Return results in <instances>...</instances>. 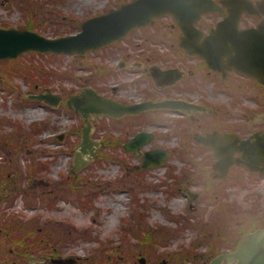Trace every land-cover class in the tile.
<instances>
[{
  "label": "rangeland",
  "instance_id": "obj_1",
  "mask_svg": "<svg viewBox=\"0 0 264 264\" xmlns=\"http://www.w3.org/2000/svg\"><path fill=\"white\" fill-rule=\"evenodd\" d=\"M122 1L126 0H0V26L31 27L54 36L76 29L84 19L117 7ZM210 21L209 17L207 22ZM153 28L137 31L129 40L147 39ZM157 39L168 47L169 37L164 41ZM129 40L125 41L131 43ZM92 59L93 55L89 57ZM67 68L76 75L92 70L85 63L67 65L63 57L37 53L0 63V180L10 183L0 192V221L19 225L17 230L23 233L30 225L36 229L34 238L52 237L55 243L49 246V256L58 248L64 255L79 258L80 264H140L141 257L147 258L145 264H175L177 259L202 264L210 251L209 244H205L206 235L218 240L215 238H220L225 230L227 233L231 227L237 229L240 220L264 218V177L248 178V172L242 170L241 181H217L225 184L223 189L231 195L232 203L218 201V205L202 186L205 182L210 186L211 179L190 178L199 168L210 173L211 154L196 150L194 141L188 140L189 134L173 120L178 118L176 115H162L164 125L145 117L133 120L131 125L125 119L96 118L93 137L101 141L100 151L87 167L74 170L84 123L81 115L66 106L54 108L26 100L36 89L35 84H45V79L50 86L39 90L63 92L64 88H71L78 92L82 84L75 76L57 74ZM117 76L126 82V86L118 85V95L135 85L141 91L155 88L145 75L138 82H131V86L122 75L115 74L107 81H121ZM4 77L12 79V84H3ZM100 78L97 77V85L101 84ZM215 86L210 83L201 87L209 92V98L213 95L212 102L225 107V113L247 118L257 111L256 119L261 118L264 88L257 86L255 91L232 95L216 89L211 93ZM140 129L157 132L159 137L152 146L167 148L173 154L163 165L139 173L134 171L139 161L133 154L107 142L113 138L126 140ZM60 134H64V140L58 138ZM188 141L191 146L187 152ZM236 168L239 174V166ZM187 190L200 192V196L194 199ZM11 194L12 207L8 209L5 199ZM20 200L29 205L26 211L19 210ZM246 226L247 223L243 228ZM0 233V257L15 259L17 246L4 240L10 238L8 232ZM145 233L148 240L143 239ZM231 235L232 230L229 239ZM221 244L227 247L225 241ZM33 250L28 264H44V246H34Z\"/></svg>",
  "mask_w": 264,
  "mask_h": 264
},
{
  "label": "water",
  "instance_id": "obj_2",
  "mask_svg": "<svg viewBox=\"0 0 264 264\" xmlns=\"http://www.w3.org/2000/svg\"><path fill=\"white\" fill-rule=\"evenodd\" d=\"M243 3L245 11H255L252 1L245 0ZM218 7L219 4L213 0H134L107 14L86 20L78 33L58 38H47L29 29L0 27V59L17 57L28 50L71 52L84 55L88 50L97 49L122 38L135 27L145 26L153 22L156 17L173 12L183 29L181 44L190 54L204 56L210 67L218 69H222L224 56L228 55L231 66L264 82V27L261 30L260 28L240 30L241 16H228L220 21L216 28H212L210 35H205L195 23L201 19L203 12ZM233 13L240 15L241 12L239 10ZM32 97L45 99L51 103L60 101L59 96L50 92L35 94ZM67 103L75 107L76 111L81 112L85 121L82 129V142L75 158L74 168L78 170L86 166L97 153L93 146L97 142L92 141L90 137L93 128L91 117L96 114H108L120 118L128 113L137 114L148 109L176 108L182 105L177 100H148L142 103L126 104L100 95L91 87L72 95ZM146 135V132L138 133L129 147L137 152L144 143ZM255 136V142L242 140L241 144H238L239 139L236 136L223 135L218 131L197 138L214 147L217 155L230 158L225 163L217 164V168L223 173L234 160H240L251 168L264 170V135L256 134ZM237 149L242 150L243 155L236 159L232 156V152ZM83 152L91 153L88 159L82 158ZM165 157L166 154L162 150L146 152L143 167L160 164ZM225 258L233 264H264V229L246 234L236 251L221 254L209 264H222Z\"/></svg>",
  "mask_w": 264,
  "mask_h": 264
},
{
  "label": "flooded vegetation",
  "instance_id": "obj_3",
  "mask_svg": "<svg viewBox=\"0 0 264 264\" xmlns=\"http://www.w3.org/2000/svg\"><path fill=\"white\" fill-rule=\"evenodd\" d=\"M221 1V0H218ZM257 1V0H254ZM211 16H216L211 14ZM217 16H221V18L225 16H229L228 8H223V11L217 14ZM243 16H264V14L260 15H247L243 14ZM166 18H171V15H167ZM261 17L258 21V23L261 21ZM163 19H159L155 22V28L156 33H158V36L161 38H165L166 35H169V33H176L177 28L175 23H171V26L169 31H165L163 26ZM257 23V22H256ZM253 23V24H256ZM257 23V24H258ZM166 29V30H168ZM171 42V40H169ZM174 47L175 45L173 42H171L170 47L167 49H158L156 47H152L149 44H146V46L143 47V53L142 57L145 58V64L143 66L144 73L147 77L151 78V73L149 71V65L151 63H157L159 64V68L163 71L160 78L161 81L167 80L168 70L169 69H175L180 68L183 71L187 69V73L179 79L176 83L173 85H167L164 87H161L158 89L156 98L162 99V98H173V99H180L187 102H197L198 104H202L207 106V109H204L202 111H193L191 109L190 112L187 111H165L160 110V114H167L171 113L173 115H177L180 118H174L179 125V127L183 129H200L202 133H206L208 131L214 130V129H220L223 132H235L239 134L241 137L246 138L250 136L253 132L261 131L264 132V113L261 115V118L256 119L257 111L252 113V116H247V118L243 119L241 118L242 115H235V114H228L224 112L223 105L217 103V102H211L213 99V95L211 94V98L209 99V96L205 93L207 90L202 89L201 86L213 83L217 86L216 90L220 91L222 89H227L228 91L232 92V95L240 94L241 91L249 92L253 91L254 88L252 87V84H257L256 81H252V78H249L247 75L239 73V71H236L234 69H231L227 71V75L224 76L223 72L212 70L210 69L203 60L197 63V66H187L183 67L178 65L173 58H176L174 55ZM151 61L150 63L147 61ZM197 77V78H195ZM211 93L214 91V88L212 87ZM195 92H197V95H195ZM201 95H203L201 97ZM234 115V116H233ZM229 116V117H227ZM212 119V120H211ZM254 127V128H253ZM240 152H237L236 155H240ZM213 155L211 157L212 164L215 163L217 160L216 157ZM239 166V174L235 172L237 169L236 167ZM242 170H246L248 173H246L245 177L248 178H256L258 176L263 177L264 173L262 171H254L248 168L247 166L243 165L242 163H236L234 164L226 177L224 178H217L218 182H235L237 180L241 181L242 178ZM245 179V178H244ZM218 182L215 183V180L212 181L210 186H207V184H204V189L207 191V194L214 195V197H219V201H224L226 203L232 204L230 202L231 195L227 194L226 191L223 189L225 187V184ZM218 190L220 193H217ZM222 198V200H220ZM236 211V209H235ZM236 216V213H235ZM260 222L264 218H259ZM4 226H9L8 223H5ZM6 228V227H5ZM7 229V228H6ZM1 230V229H0ZM8 232V229H7ZM235 243V241H233ZM48 242L45 241L44 246V253H43V261L45 264H55L54 258L52 256H49V248H48ZM3 246V242L0 237V251L1 247ZM210 246V244H209ZM226 250H232L234 248L230 247L231 245H227ZM216 248V247H215ZM214 248V249H215ZM211 250V249H210ZM54 253L59 256L60 252L54 251ZM23 253L20 251L17 252L18 259H13L12 262H9L8 259H5L2 264H26V258H23ZM54 256V254H52ZM208 256L210 254L208 253ZM75 264H80V260L77 258L73 259Z\"/></svg>",
  "mask_w": 264,
  "mask_h": 264
}]
</instances>
